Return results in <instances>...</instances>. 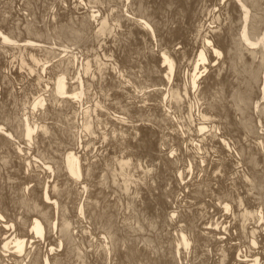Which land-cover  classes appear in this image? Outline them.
I'll use <instances>...</instances> for the list:
<instances>
[{
	"label": "bare ground",
	"instance_id": "1",
	"mask_svg": "<svg viewBox=\"0 0 264 264\" xmlns=\"http://www.w3.org/2000/svg\"><path fill=\"white\" fill-rule=\"evenodd\" d=\"M0 264H264V0H0Z\"/></svg>",
	"mask_w": 264,
	"mask_h": 264
}]
</instances>
